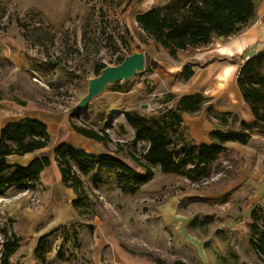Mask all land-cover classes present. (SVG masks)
Returning <instances> with one entry per match:
<instances>
[{"label":"rangeland","instance_id":"rangeland-1","mask_svg":"<svg viewBox=\"0 0 264 264\" xmlns=\"http://www.w3.org/2000/svg\"><path fill=\"white\" fill-rule=\"evenodd\" d=\"M168 1L0 0V126L34 115L52 126L60 121L69 132L73 125L106 132L108 145L85 137L82 145L139 172L145 168L131 155L140 157L149 142L132 145L135 131L126 110L151 114L175 105L184 93H201L204 102L185 112L191 139L211 143L216 129L239 130L242 120L252 119L250 107L239 96L235 75L225 81L220 76L234 57L219 55L213 43L174 55L136 21L139 13ZM134 52L146 54L143 71L111 83L77 108L98 65H117ZM188 63L200 73V85L180 73ZM129 92L138 93L139 101L126 102ZM57 131L51 127L53 135ZM60 137L51 136L40 151L51 167L37 188L16 186L0 197V251L1 230L22 238L12 264H264L250 244L249 227L252 210L264 206V134L225 143L227 153L199 182L152 164L155 176L136 192L124 190L117 165L99 160L87 161V172L71 161L82 188L65 185L53 152Z\"/></svg>","mask_w":264,"mask_h":264},{"label":"trees","instance_id":"trees-1","mask_svg":"<svg viewBox=\"0 0 264 264\" xmlns=\"http://www.w3.org/2000/svg\"><path fill=\"white\" fill-rule=\"evenodd\" d=\"M256 0H169L162 6L152 7L136 16L144 32L172 54L180 50L197 48L209 44L216 37L230 36L239 32L254 16ZM124 59V57L121 59ZM235 59V58H233ZM105 64L96 68L100 74ZM180 73L190 79L195 71L192 64L184 65ZM237 84L244 101L250 107L253 120L241 121L239 130L216 129L211 143H198L187 134L183 114L197 109L205 98L201 93L183 95L175 105L163 104L156 112L142 114L138 110H126L124 115L135 131L132 145L148 140L147 150L132 158L145 170L139 172L122 159L110 154L95 155L62 142L53 152L62 173V182L76 191L82 188L81 178L74 171V161L82 172L89 170V162L99 160L117 165L125 176L124 190L136 192L139 186L155 176L152 164L161 166L164 173H179L192 182L208 177L212 164L227 153L225 143L247 142L252 134H264V50L241 64ZM81 135L108 145L111 141L106 132L100 134L73 125ZM51 135L47 124L40 118L23 116L8 120L0 129V197L16 186L35 189L41 182L42 172L51 165L48 155L34 157L29 163H11V155H24L47 148ZM81 198L74 201L75 205ZM250 244L264 259V206L251 212ZM3 242L0 264H12L11 257L21 247L22 238L14 230H1ZM44 238L38 244L42 247ZM174 264H186L182 260Z\"/></svg>","mask_w":264,"mask_h":264},{"label":"crops","instance_id":"crops-1","mask_svg":"<svg viewBox=\"0 0 264 264\" xmlns=\"http://www.w3.org/2000/svg\"><path fill=\"white\" fill-rule=\"evenodd\" d=\"M211 43H213V45H214L213 46L214 51L216 53H218L219 55L235 58L234 61L228 62L227 65H225V67L221 68V70H223V73H221L220 76H221V80L225 81L226 79H229L232 75H235L236 87H237L239 96L243 99L242 93H241L240 88L237 84V77H238V73H239L241 64L244 63L249 58L255 56L256 54H258L259 52L264 50V0H256V8H255L254 16L248 21V23L239 32L234 33L230 36L216 37L207 45H210ZM207 45H203V46H207ZM200 47H202V46L197 47V49ZM196 72L197 73L194 74L190 78V80L192 78H194V79H196V85L197 84L200 85V78L198 79V77H200V73L198 71H196ZM187 94H193V93L187 92V93H184L183 95H187ZM127 97H128V99L126 100V102H138L140 95L138 93L129 92L127 94ZM250 112H251V110H250ZM185 114L186 113L183 114L184 119H185ZM29 116H33V117H37V118L42 119L47 124L48 130L50 131V134H51L53 139H54V137L58 139V136L65 137L64 140H60L59 143L67 142L68 141V140H66L67 137L71 136L73 139H75V142H68L69 144H73L76 147L83 148L88 153H91V154L94 153V151L91 152V151L87 150L86 147H84L82 145L80 138L82 139L85 136L79 134L74 128H73L74 132L70 131L71 132L70 133L68 130V127H67L68 125H65V124L61 125L60 121L59 122L56 121L59 123V127H58V125L57 126L56 125H53V126L50 125V121H47L45 118H41L39 116H34V115H29ZM251 116H252V119L249 120V122H251L254 119L252 113H251ZM125 119H126V117H125ZM126 121H127V119H126ZM53 122H52V124H53ZM184 124L186 125L185 120H184ZM3 125L0 126V129L2 128ZM51 127L53 128V130L58 129L57 134L55 133V135H53V133H51ZM85 138H88V137H85ZM88 139L90 140L89 143H91L92 141H93V143L94 142L98 143V141H96L94 139H91V138H88ZM99 143H101V142H99ZM44 149L37 150L35 152L27 153L24 155H11L8 157V159L11 163L17 162V163H21V164H27L34 157L46 155V154L40 153V151H42ZM26 157L28 158V160L24 162L23 159H25ZM50 167H47L42 172V175ZM61 178H62V176H61Z\"/></svg>","mask_w":264,"mask_h":264},{"label":"water","instance_id":"water-1","mask_svg":"<svg viewBox=\"0 0 264 264\" xmlns=\"http://www.w3.org/2000/svg\"><path fill=\"white\" fill-rule=\"evenodd\" d=\"M145 65L146 54L134 52L125 56L119 64L106 66L99 75L89 79L88 92L82 97L77 108L87 105L92 98L105 91L111 83L129 80L137 73L143 71ZM143 107H146V105Z\"/></svg>","mask_w":264,"mask_h":264}]
</instances>
